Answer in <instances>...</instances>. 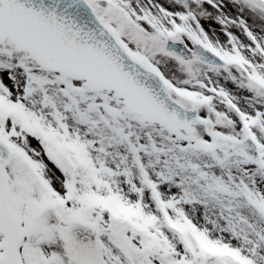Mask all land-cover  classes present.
Segmentation results:
<instances>
[{
	"label": "snow or ice",
	"instance_id": "obj_1",
	"mask_svg": "<svg viewBox=\"0 0 264 264\" xmlns=\"http://www.w3.org/2000/svg\"><path fill=\"white\" fill-rule=\"evenodd\" d=\"M0 264H264V0H0Z\"/></svg>",
	"mask_w": 264,
	"mask_h": 264
}]
</instances>
